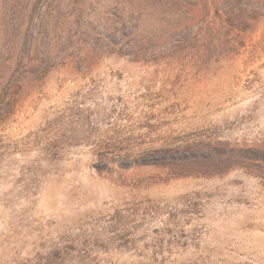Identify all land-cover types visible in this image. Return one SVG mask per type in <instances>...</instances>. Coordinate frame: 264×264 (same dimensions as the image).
<instances>
[{
  "label": "rangeland",
  "instance_id": "rangeland-1",
  "mask_svg": "<svg viewBox=\"0 0 264 264\" xmlns=\"http://www.w3.org/2000/svg\"><path fill=\"white\" fill-rule=\"evenodd\" d=\"M12 85L0 264L66 247L65 264H264L255 164L98 170L96 151L263 156L264 0H0V116ZM62 120L84 141L51 158ZM145 200L158 213L133 216Z\"/></svg>",
  "mask_w": 264,
  "mask_h": 264
},
{
  "label": "trees",
  "instance_id": "trees-1",
  "mask_svg": "<svg viewBox=\"0 0 264 264\" xmlns=\"http://www.w3.org/2000/svg\"><path fill=\"white\" fill-rule=\"evenodd\" d=\"M21 101L20 98V89L18 86H10L6 94L5 100V110L3 114L0 116L2 121H8L14 118L17 112V106ZM60 126L54 128L53 126H49L48 130L55 131V135L57 138L52 142L53 149L51 158L58 156V152L65 145L72 144L73 142L79 144L83 140H79L74 133H68L65 128H63V120L62 124L58 121ZM106 142V143H98L97 144V155L100 157V163L97 165L98 170H103L107 168L111 161H118L122 168H129L134 165L139 166H156L163 168H178L180 170V175H192L193 174H201L199 171L200 167H202V162H212L219 161L220 173H225L233 166L243 165L244 161H250L255 164V167H258L260 171H262L261 178L264 181V154L263 156H255L250 154L249 151L239 150L237 152L232 150L220 151L216 156H208L201 157L193 156L192 154L188 155H173V150L164 149L153 151L151 153H144L142 155L134 156L133 150L122 147L123 142ZM190 146L187 147L188 151ZM179 150V149H177ZM162 152V153H161ZM264 185V184H263ZM137 209L132 213L133 216H138L142 214V216L146 217L150 214V216H154L155 213L159 211V205L157 203L152 202L151 200H145L137 205ZM143 208V211H142ZM172 216V214H169ZM162 231H170L168 228H163ZM69 247H66V252H62L60 248H55L50 251L48 254L40 255L36 260L29 261L26 264H65L68 256L70 255Z\"/></svg>",
  "mask_w": 264,
  "mask_h": 264
}]
</instances>
